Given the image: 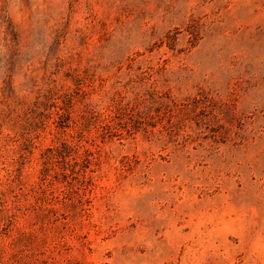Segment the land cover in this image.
<instances>
[{
	"label": "rangeland",
	"instance_id": "374dc122",
	"mask_svg": "<svg viewBox=\"0 0 264 264\" xmlns=\"http://www.w3.org/2000/svg\"><path fill=\"white\" fill-rule=\"evenodd\" d=\"M0 264H264V0H0Z\"/></svg>",
	"mask_w": 264,
	"mask_h": 264
},
{
	"label": "trees",
	"instance_id": "16d2710c",
	"mask_svg": "<svg viewBox=\"0 0 264 264\" xmlns=\"http://www.w3.org/2000/svg\"><path fill=\"white\" fill-rule=\"evenodd\" d=\"M8 208H5V207H3L1 210L2 211H6ZM14 220V219H13ZM8 221H9V223L7 224V226L9 225V226H11V224H13V221L12 220H10V219H8Z\"/></svg>",
	"mask_w": 264,
	"mask_h": 264
}]
</instances>
